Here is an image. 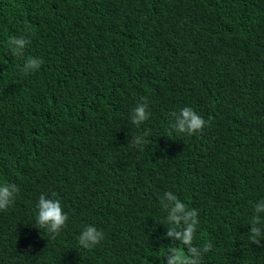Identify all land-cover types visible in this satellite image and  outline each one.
I'll use <instances>...</instances> for the list:
<instances>
[{
    "label": "trees",
    "instance_id": "trees-1",
    "mask_svg": "<svg viewBox=\"0 0 264 264\" xmlns=\"http://www.w3.org/2000/svg\"><path fill=\"white\" fill-rule=\"evenodd\" d=\"M29 58L42 63L25 73ZM184 107L205 128L168 135ZM4 183L19 192L0 211V264H166V192L198 212L201 264H264V236H248L264 200V0H0ZM41 195L68 216L54 238ZM89 225L104 239L85 249Z\"/></svg>",
    "mask_w": 264,
    "mask_h": 264
},
{
    "label": "clouds",
    "instance_id": "clouds-1",
    "mask_svg": "<svg viewBox=\"0 0 264 264\" xmlns=\"http://www.w3.org/2000/svg\"><path fill=\"white\" fill-rule=\"evenodd\" d=\"M30 41L24 36L10 37L8 40L9 50L14 57L23 56L25 47ZM42 61L37 58H29L23 68V72L27 73L40 67ZM173 122L170 124L168 135L174 131L177 134H186L188 136L195 135L203 131L206 121L198 115L192 108L184 107L178 113L169 114ZM149 118L147 112V102L137 104L131 114V123L139 126ZM150 130L144 132V136H148ZM144 136H135L129 144L132 146H142L145 143ZM19 192V188L15 184H0V211L7 210L13 202L14 196ZM54 195V194H53ZM163 207L167 210V231L165 238L173 241L175 245L169 246L163 257L166 264H201V258L204 253L211 250L210 243L203 246H194L193 240L196 228L199 223L198 212L195 209H189L182 203L172 192H166L161 198ZM38 215L36 224L38 229H45L47 233L54 238L60 233V230L68 221V216L64 214L59 199H48L41 195L37 204ZM255 216L248 233L249 240L252 244H260L258 237L264 236V227L258 226L262 224L261 213H264V200L257 202L254 206ZM104 239L102 231L95 226H86L79 235L78 242L85 249H89L99 244ZM183 246L186 251L182 250Z\"/></svg>",
    "mask_w": 264,
    "mask_h": 264
}]
</instances>
